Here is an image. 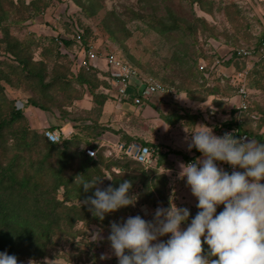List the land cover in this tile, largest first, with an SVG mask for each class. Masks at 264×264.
Returning <instances> with one entry per match:
<instances>
[{"label":"rangeland","instance_id":"obj_1","mask_svg":"<svg viewBox=\"0 0 264 264\" xmlns=\"http://www.w3.org/2000/svg\"><path fill=\"white\" fill-rule=\"evenodd\" d=\"M260 7V0H0V117L8 118L13 106L24 115L3 131L11 128L15 132L26 126L42 134L48 127L36 119L34 111L38 107L33 101L48 107L50 117L60 120V125L73 126L70 118H85L88 113L97 116L100 107L94 96L105 97L96 77L99 65L79 67L80 44L73 40L79 32L83 42L93 45L100 55L114 54L145 78L158 80L177 92L185 89L186 95L195 98L199 106L188 109L200 111L212 125L233 118L236 85L245 80L250 96L245 127L252 134L264 136V58L250 60L249 71L240 75L247 68L246 60L229 57L234 48L260 50L264 36ZM61 38L71 43L67 45ZM38 72L43 79L32 76ZM91 99L95 106L84 109ZM61 111L66 112L64 117ZM131 124L139 132H152L146 123ZM114 132L119 133L120 139L124 137L119 130ZM251 139L258 142L249 135ZM3 140L5 146L11 147L7 150L9 157L16 151L11 145L14 137L4 135ZM85 146L80 145L83 149ZM38 152L36 149L30 155L37 157ZM181 161L180 158L178 162ZM129 166L138 165L129 160ZM157 167L156 164L145 168H156L151 170L152 174H164L166 178L164 181L152 175L149 180L155 202L150 201L149 191L137 183L129 193L134 205L107 214L104 221L92 215L82 203L86 198L76 190L69 188L68 193V188H58L55 198L64 206L83 209L85 218L78 214L69 223L60 220L59 231L51 242L41 240L46 243L43 254L23 258L18 264H119L107 239L111 223H122L136 215L151 221L156 206L167 208L170 201L189 209V219L181 224L182 230L186 229L199 211L198 198L190 186H184L186 178H178V166L166 171ZM28 169L26 166L21 172L27 173ZM120 171L112 164L108 170L103 167L105 177L98 186H108L111 179L107 177L112 178V172L121 175ZM90 191L84 195L91 194ZM223 210L224 205H218L216 214ZM4 230L0 227L3 234ZM170 236L159 239L166 241ZM203 247L206 254L209 246L205 243Z\"/></svg>","mask_w":264,"mask_h":264},{"label":"clouds","instance_id":"obj_2","mask_svg":"<svg viewBox=\"0 0 264 264\" xmlns=\"http://www.w3.org/2000/svg\"><path fill=\"white\" fill-rule=\"evenodd\" d=\"M177 98L188 97L177 93ZM184 132L187 149H197L202 157L179 162L178 178H186L199 211L184 230L181 224L190 211L172 201L167 208L158 207L151 221L140 215L122 223L113 221L107 237L112 253L119 264H264V143L237 139L229 132L217 136L206 125L185 127ZM216 161L244 171L229 174ZM102 183V178L81 183L84 192L95 188L94 196L82 202L94 217L103 221L106 214L134 205L130 181L106 189L98 186ZM218 205L224 210L217 215ZM168 234L166 241L159 239ZM0 264H18V259L0 252Z\"/></svg>","mask_w":264,"mask_h":264},{"label":"trees","instance_id":"obj_3","mask_svg":"<svg viewBox=\"0 0 264 264\" xmlns=\"http://www.w3.org/2000/svg\"><path fill=\"white\" fill-rule=\"evenodd\" d=\"M111 32L113 33V31ZM263 39L264 36L260 40V46ZM61 40L67 45L71 43L68 41L69 39L61 38ZM41 75L38 72L32 76L43 79ZM49 83L51 84V82ZM104 99L103 97L98 99L97 95L94 96V102L99 107ZM32 104L43 111H49V108L43 104L34 101ZM10 110L8 118L0 117V227L5 229L4 234L0 232V252L15 255L18 262L23 258H36L43 254L46 243L44 241L41 243V240L43 238L50 239L48 242H51L52 236L59 231L60 220L69 223L78 214L79 217L85 218L83 209L76 206H64L63 202L61 203L55 198L54 194L58 188L64 186L68 188V193L69 188L72 191L76 190L83 198L94 196V188L91 189V194L84 195L88 192L83 191L81 183L93 178H104L103 167L108 170L111 164L116 165L121 170L118 172L121 175L112 172L109 185L118 188L124 180L130 181L132 187L138 183L149 191L148 195L152 197L150 201L155 202L154 197L150 195L149 180L151 176L166 181L164 174H152L153 171L151 170L156 168H151L148 171L143 165L124 156L120 157L121 159L105 157L101 150L98 151L96 157H90L84 153L83 147H80L81 144L88 145L90 138H98L105 131L111 130L98 123L97 118L89 115V113L85 118H70L69 120L74 122L75 131L72 132L70 138L54 143L48 141L43 133L39 134V132L30 130L26 126H21L15 132L11 131V128L4 132L3 130L10 127L15 119L24 118L20 109H15L13 106ZM98 111L100 112V110ZM60 113L61 117L66 114L63 111ZM231 125H236L232 118L224 123V127ZM53 128V126L49 127V129ZM238 130L245 133L247 139L250 135L256 138L258 143H264V136L252 134L246 129L245 120L238 126ZM4 135L14 137L11 145L16 151L12 152L14 154L11 153L9 157L7 150L11 147L4 145L7 142V139L6 142L3 140ZM121 139L129 141V137ZM147 145L152 148L157 165L166 160V152H162L159 147ZM36 149L40 150L38 156L30 155ZM184 157L186 156L184 155ZM129 160L138 166L129 168ZM23 162H27V165ZM26 166L29 168L27 173H22L21 169ZM242 171L244 170L242 169ZM52 180L54 181L53 184ZM108 186L101 189H106ZM132 187L129 193H131ZM107 217L106 214L105 218Z\"/></svg>","mask_w":264,"mask_h":264},{"label":"crops","instance_id":"obj_4","mask_svg":"<svg viewBox=\"0 0 264 264\" xmlns=\"http://www.w3.org/2000/svg\"><path fill=\"white\" fill-rule=\"evenodd\" d=\"M260 1L261 18L264 20V0ZM79 54V58L81 59L84 54L81 51H79ZM94 63L99 65V68L96 70L98 72L96 77L101 81V84L98 86L100 88L102 87L103 94H101L105 96L100 106V112L94 117L97 118L98 123L114 129L113 131L107 130L108 133L105 131L102 135L105 134L112 140H115L119 138L117 136L120 135H117L119 133H115L114 131L119 130L124 137L138 138L142 143L144 142L159 147L162 152L167 153V158L161 165H158V169L166 171L172 170V167L177 168L178 165L176 162L179 163L178 161L180 158L183 162H186V160L190 158L196 159L197 157H202V153L197 149L193 148L191 151L187 149L186 133L184 132L185 127L191 128L193 125H206L213 130L215 135L219 136V132L221 128L224 127V123L230 120H224L223 122L213 125L212 123L206 122L200 111L192 112L188 109L191 106L195 108L199 107L196 104L197 101L195 98L186 95L185 89H181L177 92L174 87L175 93L173 95L152 94L144 100V104L140 107L135 106L130 100L118 104L115 97L116 92L107 80L104 59L99 58L94 61ZM79 67L81 66L79 65ZM177 93L188 98L186 100L178 99ZM94 106L95 104L91 99L90 105L84 109L90 110ZM35 109L34 115L38 122H41V125L45 124L47 127L53 126V129H62L66 132L75 131L74 127L69 123L60 125L62 124L61 121H56V117H50L51 113H49V111H43L39 108ZM183 110H185V112ZM51 120H53V122ZM135 121L146 123L147 127L149 126L152 132L147 131V129L144 131L146 133L142 131L139 132L135 129V126L131 124ZM165 125L168 126L167 130H165ZM62 126H66V128ZM175 155L176 158H171V156L174 157ZM184 155L186 157H184ZM184 186H188L187 183Z\"/></svg>","mask_w":264,"mask_h":264},{"label":"built area","instance_id":"obj_5","mask_svg":"<svg viewBox=\"0 0 264 264\" xmlns=\"http://www.w3.org/2000/svg\"><path fill=\"white\" fill-rule=\"evenodd\" d=\"M78 44H80V49L84 55L82 58H78V64L85 69L94 67V61L99 58L104 59L105 70L107 72V80L112 88L116 92V101L118 104L132 101L135 106H142L144 100H146L152 94H162V95H173L175 90L173 87L166 85L158 80L145 78L141 76L138 70L130 65L128 62L122 58L115 56L114 54H101L96 50V48L89 44L83 43L82 34L79 32L75 33L74 39ZM229 57L233 60L244 59L247 63V68L243 71L245 75L250 69L251 64L249 61H259L264 58V39L261 43L260 50H251L245 48H234ZM236 85V98L237 101L233 107V121L236 125H231L230 127L221 128L219 136H223L226 132L232 133L237 139L242 137H247L245 133H241L238 130L248 114L249 110V91L246 86L245 80H240ZM134 90V91H133ZM44 136L48 141L60 142L63 139H68L72 135V131H64L62 129H49L45 128L43 130ZM90 143L84 147V153L90 157H96L98 151L105 157H127L136 163L143 165L145 168L152 167L156 165V157L153 154V150L147 144H144L138 140L125 141L123 139L112 140L107 135H103L95 140H89ZM90 153H95V156L90 155ZM195 158H190L186 160L185 163L195 162ZM219 168L229 172L231 174L233 171H242L239 167L233 168L227 162L216 161ZM160 207L156 206V209Z\"/></svg>","mask_w":264,"mask_h":264}]
</instances>
